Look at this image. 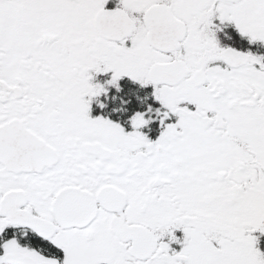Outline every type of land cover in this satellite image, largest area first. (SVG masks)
I'll list each match as a JSON object with an SVG mask.
<instances>
[{
  "label": "snow or ice",
  "instance_id": "snow-or-ice-1",
  "mask_svg": "<svg viewBox=\"0 0 264 264\" xmlns=\"http://www.w3.org/2000/svg\"><path fill=\"white\" fill-rule=\"evenodd\" d=\"M0 264H264V0H0Z\"/></svg>",
  "mask_w": 264,
  "mask_h": 264
}]
</instances>
